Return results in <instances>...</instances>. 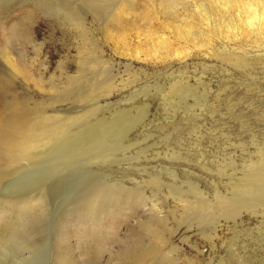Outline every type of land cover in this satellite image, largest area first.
<instances>
[{"label":"rangeland","instance_id":"obj_1","mask_svg":"<svg viewBox=\"0 0 264 264\" xmlns=\"http://www.w3.org/2000/svg\"><path fill=\"white\" fill-rule=\"evenodd\" d=\"M262 2L0 0L2 123L115 136L0 150V264H264Z\"/></svg>","mask_w":264,"mask_h":264},{"label":"bare ground","instance_id":"obj_2","mask_svg":"<svg viewBox=\"0 0 264 264\" xmlns=\"http://www.w3.org/2000/svg\"><path fill=\"white\" fill-rule=\"evenodd\" d=\"M262 4L264 3L262 2ZM18 70H20V68ZM15 72L17 71L15 70ZM82 100L77 101L79 105H77V110H76L77 112L74 114L64 115L60 113L58 115H52V114H49L48 112V109L50 106L46 105L45 108L43 107V110H40L39 117H36V116L33 117L30 115H29L30 117H26L27 115L19 116L17 114L16 117L14 116L15 119H13L14 122L12 126L11 124L2 123L4 122L6 118L2 121L1 119L2 113L0 112V150H3L7 154L8 157L14 156V160H17L18 158L27 160V156L30 159L33 157L41 159V158L52 157L54 155L56 156V154H59L61 152L64 145H67L69 143L75 144L74 148L76 149V152H77L79 148L85 151L91 147L98 145L99 143L106 142V141H113L115 136H114L113 128H112L113 124L111 125L112 119L111 121L109 119L104 120L102 127L97 125L96 124L97 122H93V121L85 122V118L87 116L86 117L84 116L86 115V113L88 114L90 110H92L91 107L94 104H91L92 102L88 100L87 101H84V100L82 101ZM97 102H94V103H97ZM4 113L6 114L7 112H4ZM9 126L11 127L9 128ZM75 128H79L82 138L74 137V135L72 134V131ZM105 157H106V154H105ZM23 257L28 259V256L26 255V253H23ZM66 260H68V258ZM67 262H69V260Z\"/></svg>","mask_w":264,"mask_h":264}]
</instances>
